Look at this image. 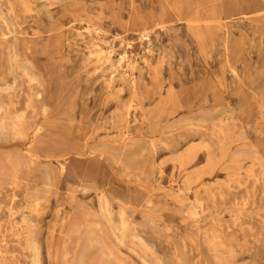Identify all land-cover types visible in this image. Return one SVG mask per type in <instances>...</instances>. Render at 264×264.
I'll list each match as a JSON object with an SVG mask.
<instances>
[{"label":"rangeland","instance_id":"rangeland-1","mask_svg":"<svg viewBox=\"0 0 264 264\" xmlns=\"http://www.w3.org/2000/svg\"><path fill=\"white\" fill-rule=\"evenodd\" d=\"M261 107L264 0H0V264H264Z\"/></svg>","mask_w":264,"mask_h":264},{"label":"bare ground","instance_id":"bare-ground-1","mask_svg":"<svg viewBox=\"0 0 264 264\" xmlns=\"http://www.w3.org/2000/svg\"><path fill=\"white\" fill-rule=\"evenodd\" d=\"M9 40V39H8ZM13 41V40H12ZM9 45V44H8ZM10 46V45H9ZM7 49V48H6ZM15 50V49H14ZM28 50V49H27ZM27 53V52H26ZM29 62V61H28ZM43 79V78H42ZM43 92V91H42ZM38 95V94H37ZM262 97V96H261ZM9 109V108H8ZM7 109V110H8ZM261 110L264 112V107H261ZM263 115V114H262ZM39 141V140H38ZM37 141V142H38ZM40 143V142H39ZM36 155V154H35ZM56 159V158H55ZM58 159V158H57ZM34 160V159H33ZM50 161V160H49ZM64 168V167H63ZM16 172V171H15ZM62 172V171H61ZM10 178V177H9ZM44 178V177H43ZM12 179V178H11ZM19 180V179H18ZM21 181V180H20ZM118 199V198H117ZM9 201V200H8ZM5 205V204H4ZM93 225V224H92ZM89 226V225H88ZM83 227V226H82ZM80 228V227H79ZM125 229V228H124ZM93 230H94V228H93ZM94 232V231H93ZM73 236V235H72ZM2 238H3V232H2V230L0 229V240H2ZM110 253V252H109Z\"/></svg>","mask_w":264,"mask_h":264}]
</instances>
